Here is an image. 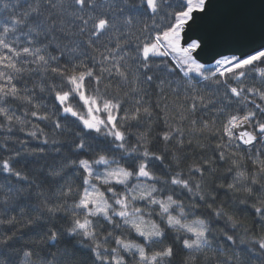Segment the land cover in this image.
I'll list each match as a JSON object with an SVG mask.
<instances>
[{
  "label": "snow or ice",
  "instance_id": "snow-or-ice-1",
  "mask_svg": "<svg viewBox=\"0 0 264 264\" xmlns=\"http://www.w3.org/2000/svg\"><path fill=\"white\" fill-rule=\"evenodd\" d=\"M0 264H264V0H0Z\"/></svg>",
  "mask_w": 264,
  "mask_h": 264
}]
</instances>
